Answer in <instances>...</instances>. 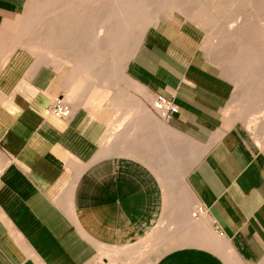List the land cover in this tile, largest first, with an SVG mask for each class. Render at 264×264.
I'll list each match as a JSON object with an SVG mask.
<instances>
[{"label": "crops", "instance_id": "obj_1", "mask_svg": "<svg viewBox=\"0 0 264 264\" xmlns=\"http://www.w3.org/2000/svg\"><path fill=\"white\" fill-rule=\"evenodd\" d=\"M31 1L0 0V264H123V249L175 221L192 244L153 264H229L216 250L225 247L242 264L262 261L264 168L227 113L230 82L201 54L198 39L172 19L144 35L129 75L150 98L116 97L125 109L110 145L117 114L107 100L84 95L89 85L80 79L71 101L61 73L38 66L21 44ZM158 94L179 107L169 120L155 113ZM59 98L71 115L52 113ZM189 145L197 147L186 158ZM161 153L171 195L147 161ZM200 205L204 218L184 220Z\"/></svg>", "mask_w": 264, "mask_h": 264}, {"label": "rangeland", "instance_id": "obj_2", "mask_svg": "<svg viewBox=\"0 0 264 264\" xmlns=\"http://www.w3.org/2000/svg\"><path fill=\"white\" fill-rule=\"evenodd\" d=\"M119 1L32 0L28 10L21 16L20 30V38L23 40L21 44L33 52L37 65L48 70L51 75L55 72L61 73L66 82L69 99L73 96V85L77 86L78 81L84 79L89 86L83 94L89 97L91 92L95 91L96 98L107 100L108 106L116 111L117 116L108 135V139L112 138L108 143L110 145L120 132L119 117L125 109L115 105L116 97L125 93L128 100L150 98L140 84L132 83L134 79L129 75L128 60L138 45L137 33L141 27V19L130 20L126 17ZM167 2L170 4H166ZM149 7L154 9H151L154 11L151 17L154 19L157 14L155 12L159 9L161 11L158 15L159 22L151 24L145 36L164 19H172L185 25L200 42V52L204 58L217 66L230 82L232 94L227 113L236 130L241 133L243 143L257 157L263 171L264 0H149ZM117 10L121 17L115 13ZM116 62L119 65L114 64ZM123 66L127 79H120ZM88 69L92 71L88 72ZM132 111L135 112V109L130 111V116ZM124 120H127V117ZM194 147L197 145L186 146V158ZM160 156L161 160L147 161L159 169L166 193L171 195L166 177L168 174L159 167L167 164V161L163 160L166 155L161 153ZM193 212L195 207L192 214ZM194 218L202 219L204 215ZM176 225L175 221V228L156 229L123 249L121 252L126 255L122 263L153 264L165 251L176 246L192 244V240H182L183 232L178 233ZM166 231L171 235L162 241L161 237ZM174 235L178 238L177 242L169 244ZM216 250L229 264H242L231 249L225 247ZM258 264H264V259Z\"/></svg>", "mask_w": 264, "mask_h": 264}, {"label": "bare ground", "instance_id": "obj_3", "mask_svg": "<svg viewBox=\"0 0 264 264\" xmlns=\"http://www.w3.org/2000/svg\"><path fill=\"white\" fill-rule=\"evenodd\" d=\"M116 1H118V0H116ZM165 1V0H164ZM117 3V2H116ZM119 3H120V6H121V9H122V11H124V14H125V16L127 17L128 16V18H130V20H136V19H141V23H139L140 25H141V27H140V29H139V33H137V35H138V37H137V40H139L138 41V44L142 41V39H143V37H144V35H145V33H146V31H147V28H149V26L151 25V24H154V23H157L158 21H159V19H158V15H159V13H160V9L157 11V12H155V13H157L156 14V17H155V19L154 18H152L151 17V13L153 12V14H154V11H152V10H154V9H152V8H150L149 7V0H139L138 2H135V0H120L119 1ZM155 3V2H154ZM161 4V3H160ZM166 4H170V2H167ZM172 4V3H171ZM173 5H174V3H173ZM158 7V6H157ZM163 7V6H162ZM176 8H177V6H176ZM120 9V10H121ZM152 9V10H151ZM162 9V8H161ZM108 13V12H107ZM111 13V12H110ZM115 13H117L118 15L120 14V12L117 10V12H115ZM84 14V13H83ZM122 14V13H121ZM123 14V15H124ZM80 15V14H79ZM85 15V14H84ZM112 15V14H111ZM120 17L122 16V15H119ZM82 18H83V16H82ZM86 18H87V16H86ZM119 18V17H118ZM153 19H154V21H153ZM109 18L107 19V22H109ZM122 20V19H121ZM77 21V20H76ZM152 21H153V23H152ZM118 22V21H117ZM110 25V24H109ZM127 25V24H126ZM136 26V25H135ZM139 26V25H138ZM107 28V27H106ZM102 31V30H101ZM101 34V33H100ZM99 34V35H100ZM105 34V33H104ZM103 34V35H104ZM112 34V33H111ZM105 35H110V34H105ZM115 35V34H114ZM123 36V35H122ZM121 36V37H122ZM259 36V35H258ZM125 37V36H124ZM107 38V37H106ZM129 40V39H128ZM135 43H136V40H135ZM138 46V45H137ZM133 48V47H132ZM136 49V48H135ZM133 50V49H132ZM126 55V54H125ZM125 55H124V57H125ZM119 58V57H118ZM126 60H128V59H126ZM114 61V60H113ZM86 62V61H85ZM115 62V61H114ZM119 62V61H118ZM122 62H123V60H122ZM121 62V63H122ZM114 64H118L117 62L116 63H114ZM260 64V63H259ZM119 65V64H118ZM113 67V66H112ZM111 67V68H112ZM116 67H118V66H116ZM115 67V68H116ZM124 67V66H123ZM115 70H117V69H115ZM121 70V69H120ZM257 70V69H256ZM122 72V74H123V71H121ZM121 74V75H122ZM109 75V74H108ZM111 76V75H110ZM109 76V77H110ZM113 78H115L114 76H112ZM82 81V80H81ZM80 81V82H81ZM79 82V81H78ZM83 83V82H82ZM81 84V83H80ZM73 97V96H72ZM121 99V98H120ZM125 99V98H124ZM139 110V109H138ZM155 117V116H154ZM144 119V118H143ZM153 119V118H152ZM157 121V120H156ZM158 125V124H157ZM156 125V126H157ZM157 127H159V126H157ZM160 129V128H159ZM162 129V128H161ZM136 131V130H135ZM164 131V130H163ZM161 132V131H160ZM119 135V134H118ZM126 139V138H125ZM264 141V140H263ZM109 143V142H108ZM115 148V147H114ZM166 155V154H165ZM167 156V155H166ZM171 162V161H170ZM174 162V161H173ZM170 164V163H169ZM175 164V163H174ZM174 164H173V166H174ZM168 165V164H167ZM172 166V165H171ZM170 166V167H171ZM168 167V166H167ZM170 167H169V169H170ZM174 168V167H173ZM176 168V167H175ZM167 169V168H166ZM187 171V170H186ZM183 175V174H182ZM172 179V178H171ZM182 179V178H181ZM179 182H180V179H179ZM183 182V181H182ZM185 187V186H184ZM190 192V191H189ZM186 196V195H185ZM185 199V198H184ZM186 201V200H185ZM194 204V203H193ZM180 206V205H179ZM194 206V205H193ZM183 207V206H182ZM191 210V209H190ZM194 210V209H193ZM192 210V211H193ZM174 211V210H173ZM181 213V212H180ZM188 213H189V211H188ZM177 216H178V214H177ZM176 216V217H177ZM195 217V215H194V212H193V214L192 215H190V214H185V219L184 220H186V221H188V222H191L192 224H195V223H197L196 222V220L197 219H195L194 218ZM176 220V219H175ZM179 220V219H178ZM207 221V220H206ZM184 222V221H183ZM182 223V222H181ZM180 223V224H181ZM185 223V222H184ZM187 223V222H186ZM205 222L204 221H202V222H200L198 225H202V224H204ZM186 225V224H185ZM208 225V224H207ZM184 226V225H183ZM209 226V225H208ZM201 227V226H200ZM179 229V228H178ZM208 237V236H207ZM205 238V237H204ZM204 241V240H203Z\"/></svg>", "mask_w": 264, "mask_h": 264}, {"label": "built area", "instance_id": "obj_4", "mask_svg": "<svg viewBox=\"0 0 264 264\" xmlns=\"http://www.w3.org/2000/svg\"><path fill=\"white\" fill-rule=\"evenodd\" d=\"M153 108L160 118L164 120L171 119L179 112V107L174 101L162 94H158L153 102ZM52 113L58 118H64L72 114V107L64 102L62 99H56L51 105ZM205 213V209L202 205L195 208L194 215L199 216ZM220 236L224 234L220 232ZM108 264V263H106Z\"/></svg>", "mask_w": 264, "mask_h": 264}]
</instances>
